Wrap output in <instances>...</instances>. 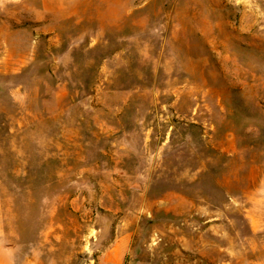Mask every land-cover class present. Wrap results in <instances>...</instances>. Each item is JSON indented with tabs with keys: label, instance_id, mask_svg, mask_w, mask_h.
<instances>
[{
	"label": "rangeland",
	"instance_id": "rangeland-1",
	"mask_svg": "<svg viewBox=\"0 0 264 264\" xmlns=\"http://www.w3.org/2000/svg\"><path fill=\"white\" fill-rule=\"evenodd\" d=\"M4 237L19 264H264V0H0Z\"/></svg>",
	"mask_w": 264,
	"mask_h": 264
},
{
	"label": "crops",
	"instance_id": "crops-1",
	"mask_svg": "<svg viewBox=\"0 0 264 264\" xmlns=\"http://www.w3.org/2000/svg\"><path fill=\"white\" fill-rule=\"evenodd\" d=\"M19 259L15 242H10L5 237L0 239V264H19ZM104 261L107 264H122V255L107 253Z\"/></svg>",
	"mask_w": 264,
	"mask_h": 264
}]
</instances>
